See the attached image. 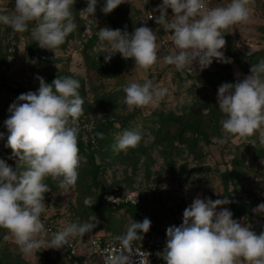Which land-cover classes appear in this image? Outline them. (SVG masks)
<instances>
[{"label":"rangeland","instance_id":"1","mask_svg":"<svg viewBox=\"0 0 264 264\" xmlns=\"http://www.w3.org/2000/svg\"><path fill=\"white\" fill-rule=\"evenodd\" d=\"M129 2L134 9L141 10L138 15L141 17V26H148L153 30L159 27L154 18L146 17V8L155 3L151 0ZM159 2L153 6L154 10L162 0ZM104 5V0H98L95 15L84 13V18L81 19V10L87 7V0H76L71 6L76 28L55 51L41 48L32 38L35 21L29 23L28 31L24 33L15 32L10 26L0 23V79L6 85L14 89L37 91L40 86L38 76L49 84L58 76L77 77L80 82L78 90L83 88L85 92L82 97L83 115L107 120L99 131L103 133V138L98 136L99 150L93 156L98 165L95 182L99 184L92 181L91 165L82 151H79L83 159L75 187L64 190L58 187V180L45 178L43 182L49 186L50 191L45 193V211L40 217L45 232L38 237L44 243L40 249L25 255L15 243L14 237L6 229L0 228V257L4 255L1 264H68L69 258L61 248H49L52 237L44 222L61 229L72 223L93 222L98 225L90 233L96 231L119 238L123 236L130 221L136 219L124 207L104 209L102 202L106 191L100 195L101 185L107 191L121 189L136 192L151 216L153 229L165 233L169 226L176 225L175 212L188 207L197 197L216 200L229 195H243L246 211L240 215L239 221L250 225L257 234L264 232V213L256 214L252 211L257 205L264 203V163H261L264 159V146L259 144L258 133L244 140L239 137L226 138L222 131L221 121L225 119V115L218 109V87L222 83L236 81L225 79L224 75L228 74L218 63L206 68L209 71L204 69L208 74L196 67L193 75H189L185 70L178 73L174 65L161 62L160 66L149 70L146 78L140 69L132 71L135 69L133 59L121 72L114 73L111 77L100 76L92 67L95 65L93 60L97 62L98 59L105 58L103 50L110 48V45L99 40L98 32L104 27L123 29V26L111 24L109 14L105 15L101 10ZM14 7L15 0H0V14L11 16L14 14ZM250 9V19L246 24L234 25L224 33L227 43L223 52L230 47L249 55L258 49H264V0H253ZM168 12L170 16L171 9ZM154 15H159V12L155 11ZM160 32L165 31L161 28ZM165 40L161 38V47ZM225 57L231 60L226 64H229L230 73L236 80L250 74L244 73L241 68L247 65V59L234 62L230 56ZM218 70L220 75H215L214 72ZM146 80L168 88V94L157 106L130 111L124 104L123 88L132 82L143 84ZM93 87H98L101 94L116 92L114 101L98 105ZM16 93L17 99L24 92ZM205 100H212L210 103L215 105L214 114ZM199 101L202 102L198 108L199 113L213 114V117L209 116L205 120L208 124L204 123L208 125L206 131L209 132L210 141L205 143V138L198 135L196 148H193L195 134L189 131L184 135L185 141H180L176 139L178 132H175L179 129L178 122L169 125L166 120H172L171 114L190 115L194 110L191 108L192 104ZM13 102L0 106L3 124L10 115L8 109ZM194 120L196 122V118ZM215 120L219 127H215ZM165 124H168V139L164 140L165 134H159L158 140L154 132L165 130ZM124 130L138 133L141 140L137 147L130 148L127 152H117L113 145L117 135ZM1 133L4 135L0 138V159H4L15 169L17 160L11 158L12 150L6 147L9 134L6 126ZM87 149L84 147V151L88 152ZM226 170H229L231 178L225 186L222 174ZM85 198L92 199V207L84 204ZM220 207L231 210L229 204ZM90 233L75 238L85 239Z\"/></svg>","mask_w":264,"mask_h":264},{"label":"clouds","instance_id":"2","mask_svg":"<svg viewBox=\"0 0 264 264\" xmlns=\"http://www.w3.org/2000/svg\"><path fill=\"white\" fill-rule=\"evenodd\" d=\"M76 0H15L14 14H0V23L13 31H28L35 21L32 38L41 48L54 50L61 46L76 24L71 6ZM98 0H87L81 10L94 16ZM125 0H106L101 9L107 15ZM253 0H230L224 6L208 7V0H162L151 17L159 26L156 31L148 26L135 27L129 33L124 29L100 28L98 38L110 45L105 48V63L116 53L123 59H133L136 69L145 72L158 63L156 32L161 28L170 32L174 50L164 57L163 63L174 65L183 72L186 67L194 70L208 68L215 59L230 63L222 49L226 46L225 34L234 25L246 24L250 19ZM171 9L169 16L168 10ZM239 75V74H238ZM37 91L20 94L8 111L4 121L8 131L6 147L12 150L17 164L14 169L0 159V228L14 237L15 243L25 255L41 248L44 243L38 237L45 232L40 217L45 211V193L50 188L43 181L51 177L59 181L64 190L75 187L79 177L82 157L79 154L78 136L80 117L83 115V99L79 94L80 82L72 77H57L51 84L37 77ZM124 104L131 111L135 108L157 106L168 94V88L153 84L132 82L123 88ZM218 109L225 115L221 121L225 137L246 140L256 135L264 146V60L252 64L250 74L235 83L225 82L218 87ZM0 133V138L3 137ZM103 138V133H97ZM141 136L131 130L117 135L113 149L127 152L137 147ZM257 146L255 143H252ZM261 163H264L262 159ZM178 166V165H177ZM179 167V166H178ZM113 197H108L112 200ZM137 203V201H136ZM230 199L197 197L184 209L179 226L166 229V246L156 255L165 264H264V232L257 234L250 225L233 218L226 207ZM84 204L92 207L91 198ZM219 208V210H218ZM264 213V203L253 210ZM97 223H72L53 233L49 248L60 249L69 245V237L83 236L97 227ZM151 228V220L130 221L120 237L123 251L120 256H108L105 264H134L131 242L139 239ZM7 238V237H6ZM139 253V264H150L151 253Z\"/></svg>","mask_w":264,"mask_h":264},{"label":"trees","instance_id":"3","mask_svg":"<svg viewBox=\"0 0 264 264\" xmlns=\"http://www.w3.org/2000/svg\"><path fill=\"white\" fill-rule=\"evenodd\" d=\"M104 3H106V0H104ZM140 9H134L131 6V3L129 2V0H125L124 4L119 5L115 10H113L111 13H109V19L111 20V24L114 25H119V26H123L122 28L124 29L125 26H127V31L129 33L133 32L135 27L141 26V17H138L139 13H140ZM114 16L116 18H114ZM225 55H228L231 57V59L234 62H238L241 61L243 59H247V65L242 66V70L244 71V73H250V68L252 64H257L259 63L261 60H264V49H258L257 51L251 53V54H243L240 52H237L235 49H231L230 47L226 48V51L224 52ZM132 59L129 60H125L122 58V56L119 53H116L115 57H113L111 59L110 62L105 63V58H100L97 60V62H95L93 60V63H95L94 67L96 69V71L99 73L100 76H107V77H111L114 75V73H119L122 71L123 67H126L127 65L130 64ZM214 63H218L219 65H222L220 68L224 69V72H226L228 75H224L225 79L228 78L231 81H237L234 77L233 74L230 73L229 70V64L223 63V62H218L215 59L213 60V63L211 65L214 66ZM218 65V66H219ZM206 71H209L207 69H205ZM204 71V70H202ZM206 71L205 74H208ZM242 71V72H243ZM178 73H181L180 71H178ZM186 73V72H185ZM215 75H220L219 70L214 72ZM177 74V73H176ZM178 75V74H177ZM227 76V77H226ZM74 79H78L77 77H74ZM4 83V82H3ZM5 87L7 89L13 90L15 92H24L27 93L29 91H36V90H24V88H19V89H14L11 86H8L4 83ZM81 86H83L81 84ZM92 90L94 91V95L96 97L97 100V104L98 105H104V104H110L111 102L114 101L115 95L117 94L114 91H108V92H102V94L99 92V88L98 87H93ZM79 94L81 97H83L85 95L84 89L82 88L81 90H78ZM210 101L212 100H205V103L209 106V108L211 109V112H213L214 114V106L213 103L211 104ZM202 102L199 101L197 102V104H192V110L190 115L188 116H181V115H176L174 116L173 114H171L170 118L172 120H166V122L170 124H172V122H178L179 125V129H176L175 132H178V136L176 139L180 140V141H185L184 135L191 131L193 134H195L196 139H194V144L192 145L193 148H196V141L199 139L198 135L203 136L205 138V143H208L209 140V132L206 131V128L208 127V125H205L204 123L208 124V121H205L209 116L213 117V114L210 112V114H202L199 113V107L201 106ZM205 104V105H206ZM87 116V115H86ZM194 118H196V122L194 120ZM96 121V126H95V136H96V149H91L90 146L91 144L89 142H85L82 138V134L81 132H79V136H78V147H79V151H82L83 154L88 158L87 160L89 161L90 165H91V169H90V174H91V179L92 181H94V184H99L96 180L97 177V172H98V165L95 164L94 162V153L99 150V145H98V135L97 133H99V131L103 128L104 125H106V119L105 118H101V119H95ZM215 127H219L216 126L217 121L215 120L214 122ZM5 124H3L2 120L0 119V133L3 131ZM162 127V126H161ZM168 127V124L163 125V128H165V130H156L154 132V135L156 136V138L159 140V134H165L164 140L168 139V130H166ZM175 136H172V138ZM170 140V139H169ZM88 148L87 151H84V147ZM200 154V153H199ZM230 172L229 170L224 171V173L222 174V179L223 182L225 184V186L227 185L228 181H230ZM227 189V187H226ZM107 192V188L104 185H101L100 188V195H102L104 192ZM109 191V190H108ZM228 195V194H227ZM227 199H230L231 203H229L231 210L233 212V217L234 219L239 220L240 219V215L242 213H244V211H246L244 209L245 205H244V200L245 197L242 195L241 197H231L230 195L227 196ZM142 200V198H141ZM143 202V201H142ZM103 203V202H102ZM103 207L104 209H109V208H120V207H124L126 210H128V212H130V214L134 217V208L133 206H131L130 204H126V203H121L115 206L112 205H106L103 203ZM145 207V205H144ZM146 208V207H145ZM147 210V209H146ZM149 214V212H148ZM150 220H151V216L149 214ZM152 224V222H151ZM4 255H1L0 257V264L3 261ZM71 263L73 262L72 259H70ZM78 264H81L80 262Z\"/></svg>","mask_w":264,"mask_h":264},{"label":"built area","instance_id":"4","mask_svg":"<svg viewBox=\"0 0 264 264\" xmlns=\"http://www.w3.org/2000/svg\"><path fill=\"white\" fill-rule=\"evenodd\" d=\"M230 3L229 0H208V7L224 6ZM155 17L154 12L151 8L146 9V17L151 19ZM153 19V18H152ZM167 43L165 40L164 45ZM186 74L193 75V70L191 67L185 68ZM17 93L13 90L7 89L0 79V106L7 102H15ZM80 131L84 141L91 144V149H96V136L94 133L96 121L95 118H90L88 116L82 115L80 117ZM113 197V201L109 200L108 197ZM137 201V203H136ZM103 203L106 205H118L121 203L130 204L134 208V218L137 221H143L144 218H149L148 211L143 205L140 196L134 191L125 192L121 189L109 190L103 195ZM185 208H181L174 214V221L177 226L182 223L183 211ZM46 225V230L52 237L53 233L61 231L63 229L50 225L49 222H44ZM49 223V224H48ZM152 226V225H151ZM166 233H160L150 230L140 236L139 242H131L132 254L125 253L126 255H131L134 264H139L140 256L139 253L149 252L151 255L148 257L150 264H165V262L156 255L158 251H163L166 246ZM69 245L61 248V250L66 254L69 259L73 260V264H105L106 258L108 256L118 257L121 255L123 248L122 243L117 237H105L99 232H92L88 235V243L83 244L79 238L69 237Z\"/></svg>","mask_w":264,"mask_h":264},{"label":"crops","instance_id":"5","mask_svg":"<svg viewBox=\"0 0 264 264\" xmlns=\"http://www.w3.org/2000/svg\"><path fill=\"white\" fill-rule=\"evenodd\" d=\"M218 1V0H217ZM151 2L152 3H157V4H159L160 2H159V0H151ZM154 4V5H155ZM154 5H151V6H148L147 7V5H146V7L147 8H151L152 10H153V12H155L156 10H154ZM146 8V9H147ZM264 27V26H263ZM157 30V29H156ZM156 30H154V31H156ZM262 31H264V30H262ZM262 33H264V32H262ZM261 33V34H262ZM262 35H264V34H262ZM156 36H157V48H158V52H157V55H158V63L154 66V68H156L157 67V65L158 66H160V64H161V62L163 63V60H164V57H166L165 55H169V54H171L172 53V51L174 50V47H173V45H172V43H171V41H170V39H169V37L171 36V33L170 32H160V30L159 31H157L156 32ZM161 38L162 39H166L167 40V43L164 45L163 44V47H161V45H160V43L159 42H161ZM163 41V40H162ZM135 64V63H134ZM196 67H199V65L198 64H194V68H196ZM141 71H142V73H143V75L147 78L148 76H149V70L147 71V72H145L143 69H140ZM185 70V69H184ZM132 71H135V69L134 70H132ZM194 71H195V69H194ZM152 226H151V228H152V230H154L153 229V225L154 224H151ZM154 231H156V230H154ZM156 232H158V231H156ZM160 233H165V232H160ZM102 235H105V237L107 238V237H116V236H109V235H106V234H103V233H101ZM119 240H120V238L119 237H117ZM80 239V241L83 243V244H87L88 243V238H82V237H80L79 238ZM121 241V240H120ZM132 242H134V243H138L139 242V239H135V240H133ZM68 264H73V262L71 263V261H70V259H69V263Z\"/></svg>","mask_w":264,"mask_h":264}]
</instances>
